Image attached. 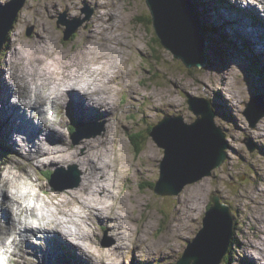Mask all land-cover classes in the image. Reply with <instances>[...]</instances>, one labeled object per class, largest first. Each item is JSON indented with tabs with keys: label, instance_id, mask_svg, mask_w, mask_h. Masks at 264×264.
Instances as JSON below:
<instances>
[{
	"label": "rangeland",
	"instance_id": "obj_1",
	"mask_svg": "<svg viewBox=\"0 0 264 264\" xmlns=\"http://www.w3.org/2000/svg\"><path fill=\"white\" fill-rule=\"evenodd\" d=\"M105 1L109 4L111 3L110 5L118 6V11L113 10L115 15H117V19H110L111 15L108 12L107 21L102 23L104 25H101V22L97 18L100 15L99 8L93 5L91 9H88L93 11L91 18L89 20L85 18L86 20H84L78 31L69 40H66L65 32L67 25L59 23V21H69L67 19L69 15V9L67 8L68 0H57L56 5L60 9L57 15H48L46 18L44 15L47 12L46 0H26L23 6V12L27 8L28 10L32 8L34 13H30L31 19L29 18L24 25L20 10L11 30L7 34V41L0 49V55L7 57L13 48L12 40L15 34H13V30L15 32L18 31L20 23L23 24V27L20 26L21 29L19 30L20 33L22 32L21 44L23 45L31 46L39 39L40 37H37V34H39L40 29L42 38L46 40H43L40 44H45L46 42L48 46L51 45L50 47L60 51L63 50L64 52V54H59V58L57 57L56 62L50 66L53 72L57 71L58 74H61L56 76L57 80L61 82L59 76L61 77L63 75L62 65L72 58L73 53H77L82 49H92L94 54H100L102 57L107 56V59L110 61L114 58L116 52L107 51L104 46H101L102 48L98 46L97 49L94 45H91L97 41V34L94 30L98 32L104 31V35L109 34L112 37H118L122 41H127V45L132 46V48L128 47L129 52L126 56H120V68L126 70L123 80L121 79L123 83L118 82L114 77L111 83L113 87L110 90L114 94V102L118 104L123 99L124 105L122 108H120V104L117 105L115 115L118 120L112 125H109L106 131V136L112 142L114 141L111 144L115 148V153H118L116 164H118L119 168V172L116 173H120L118 177L119 175V178L123 177L124 183L122 186L117 185L121 180L115 179L110 174L97 186V188L101 189V196L105 191L109 192L108 198L117 201L119 211L122 210L123 214L124 211H127L125 213L126 215L124 214L127 219L124 218L125 220L121 224L123 228H126L124 232L128 235L127 239L132 247L130 250L127 248L119 250L118 255L122 250H125V253L122 257H116L115 260V254L111 247L114 245V241L108 236V226L102 224L100 217H91L89 215L94 228V230L90 228L92 237L90 239L91 241H88L91 246L93 245L92 251L95 253L96 250L98 251V255L103 256L104 254V257L108 258L111 253L110 257L113 259L110 264L114 261L115 264H139L136 257L138 244L146 241L159 240V246L167 248V251L163 252L161 250L158 258L147 262V264H177L191 241H193L204 227L206 212L213 205L212 197L217 195L222 202L231 207L233 217L231 233L233 234V240L221 264H236L238 252L242 248H239L236 244H240V242L246 239L248 240L247 237H243V234L246 232L248 233L249 239L259 240L256 237V234L259 235L258 230L251 227V224H255L252 220L253 211L257 209L260 215L264 213V210L261 209L264 207V180L260 181L261 178H259L261 177L260 171L264 174V144L260 142L264 138V131L259 129L261 126L260 123L264 119H259L260 121L258 120V122L256 120V126L252 127L244 114L247 103L254 99L255 94L264 95V54L260 53L254 44L255 51L251 48L253 47L251 45L252 43H243L241 41L249 40L252 36L244 34L248 33L244 29L245 27H241L240 34L239 32H235L234 34V31L231 30L232 27L230 29L229 24L232 22L228 21L231 20L228 16L232 17V15L229 11H225V5L227 3H221L225 0H193V6L201 20L203 32L204 30L207 31L205 37L208 62L200 68H188L182 59L176 58L171 50L166 49L159 40H156L158 36L154 25L152 26L149 21V18L153 21V17L146 0ZM228 5L232 6L231 4H227V8ZM85 9H87V6ZM219 9L228 19L224 15L222 17L217 16ZM7 11H9L8 7L6 9L0 8V21L6 18L5 13ZM65 13L66 16H64ZM233 14L238 15L239 11L236 12V10H233ZM49 16L50 18H48ZM86 16L87 14L84 15V17ZM119 16L123 18L120 20L118 18ZM205 16L211 18L212 21L209 22ZM212 16H214V19ZM37 18H39V24H37ZM75 18L81 17L73 16L71 20ZM90 20L91 22H89ZM119 21L121 22L120 25L122 24L121 28H112L115 22L119 24ZM245 21L249 20L245 19ZM263 22V20H259V23ZM1 23L0 32H3L6 30L3 29L6 28V24L2 25ZM233 23L234 27L239 26L237 22ZM255 32L253 31L251 33L254 34ZM102 49L106 51V54L104 51L102 52ZM130 56H132V59L129 58ZM117 71L116 73H118ZM74 73H72V76ZM224 76L229 81L222 88L220 82ZM81 77L86 80L85 76H80V79ZM130 80L133 83L135 82L136 88L144 92V95L140 97V100L135 105L130 99V92H128L131 89L130 84H128L131 82ZM140 80L142 81L140 82ZM183 80H187V83L184 82V84H181ZM211 81L215 83L212 84ZM156 92H166L167 100L160 98V102L155 104L150 98ZM188 95L206 98V100L212 103V108L216 112V125L222 128L228 140V159L222 166L213 169L210 175H205L199 181L188 184L179 193H159L155 191V187L157 186V181L160 179L161 165L165 157V148L154 137V133L155 136L160 135L157 134L156 127H153L161 119H167L165 126L160 127L161 129L165 128V130H170L162 135L164 139L165 136L174 131V120L177 117L182 116L184 122L188 124L195 122L198 116L190 108ZM224 99L227 101H224ZM173 100L176 102L173 103ZM254 101L258 103L259 100L255 99ZM57 104L59 105L57 109L59 115L57 120L63 121V125L66 126L64 128L68 133V142L71 144L79 143V141L86 140L96 134L100 135L105 131L107 124L105 123V118L99 113L94 112L91 115V110H85L83 104L79 106L78 112L75 111L74 113L71 111V106L62 104V102ZM258 105L262 108L260 101ZM74 118L79 120V124L78 128L72 131L71 124ZM81 120L85 122L89 121L90 125L86 126L88 124ZM3 121V116L0 113V132L3 130L0 164L6 165V155L10 153V149L12 152L15 151L13 147L15 143H12V146L8 144L5 129L3 128ZM17 121H21L20 115L17 116ZM55 124L57 125L59 123L55 122ZM9 132H12V130H9ZM251 133H254V136H251ZM256 134L262 135L263 138H259ZM120 147L123 149L124 157ZM102 150H104V145ZM128 164L129 166H127ZM171 164L169 163V167ZM35 165L28 167L29 170L28 168H17L41 179L40 184L42 185V189L43 186L45 188L42 191L43 195L48 194L50 197L54 196L56 200L61 199V196L64 197V195H68L66 198L73 196V191L79 188L83 181V171L79 164L72 163L63 166V168H48L39 164ZM104 165L108 166L106 167L108 171H112L109 168L111 166L108 163V159ZM61 169H64L61 173L66 178L61 180L60 178L54 179V175L62 171ZM74 172L75 174L73 175ZM69 173L73 176H69ZM77 174L79 177H77ZM258 186L259 188L257 189ZM196 188L197 191L193 192ZM110 189L117 191L118 195L113 196L112 192L109 191ZM189 194L195 196L194 200H191ZM188 197L190 199L186 202ZM78 205L70 204L69 208L79 207L83 211L84 207ZM181 206L182 212L178 210V207L181 208ZM112 211H116V209L113 208ZM3 213L0 215V222L2 223H4L1 220ZM2 219L4 218L2 217ZM174 223L179 224L180 236L178 234L177 236H172L171 226ZM106 226L107 228H105ZM117 233H120V231L118 230ZM25 246H28V244L25 243ZM71 257L74 258V261L71 258L69 263L88 264L83 262L82 258L78 260L75 256ZM123 257H128V259H123ZM33 260L35 261L34 264H39L34 257ZM52 262H54L53 259ZM245 263L243 262V264Z\"/></svg>",
	"mask_w": 264,
	"mask_h": 264
},
{
	"label": "clouds",
	"instance_id": "obj_2",
	"mask_svg": "<svg viewBox=\"0 0 264 264\" xmlns=\"http://www.w3.org/2000/svg\"><path fill=\"white\" fill-rule=\"evenodd\" d=\"M12 3L13 0H0V8L6 9ZM97 3L102 4L104 0H68L69 30H71V17L80 16L83 19L84 15L87 14L85 7L87 6L88 10ZM229 3L234 8L251 9L261 20H264V0H229ZM46 4L45 18L48 15L56 16L60 10L54 7L57 0H46ZM21 15H23V8H21ZM39 22V18H37V24ZM14 33L15 30H13ZM123 42L127 43V41ZM128 52V49L116 48V54L110 61L94 54L91 49H82L73 53L72 58L62 65L63 75L60 79L68 80L86 107L104 111L109 106L108 95L113 87L108 81L114 78L120 67V56ZM58 55V50L46 43L34 42L29 47L16 42L8 56L0 59V79L10 86L13 93L8 97V102L18 105L24 117L41 129L40 134L31 140L23 132L12 135V140L15 141L13 146L15 152L33 164H36L39 159L41 139L45 138L51 131L45 121L49 117L55 116L59 107L56 103L54 89L59 88L65 94L69 92L68 87L56 82L57 78L50 67L56 62ZM109 67H111V71H109ZM73 72L77 75L86 74L87 83L78 82L76 77L72 76ZM252 119L254 122L264 119V114L256 112ZM260 142L264 144V140ZM85 187H87V181L82 183L80 189L73 193L79 198L84 210L81 211L77 207L72 208L71 211L78 212L82 217L91 213L92 216L100 217L102 220L112 217L111 222L108 223V236L114 241L115 248L130 250L132 245L127 239V234L123 231L121 222L116 219L117 214H119L117 201L108 198L109 192H104L101 196V189L97 188L95 184L91 185L87 193L82 191ZM109 191L112 192L113 196L118 195L117 191L111 189ZM45 204L46 201L40 191L39 181L35 176L19 170L14 164H0V213H3L4 210L9 212L12 221L17 226V240L23 239L41 250H48L49 240L58 236V239L63 242H70L69 247L80 245L76 249L77 254L86 256L87 247L81 244L77 237L69 234L65 229L57 228L50 218L37 210L44 207ZM113 208L116 211H112ZM64 211L68 212L69 209L65 208ZM258 227L260 240L251 238L244 240L243 247L239 250L236 258V264H243L246 259L255 262V264H264V223ZM118 230L120 231V238H117ZM159 245V240L138 244L136 257L139 264H147V262L157 259L161 250L167 251V248H162ZM10 252L11 249H9ZM86 258L88 257L86 256ZM9 259L10 256H0V264H9ZM123 259H128V257H123ZM198 259V257L192 256L189 258L188 264H197Z\"/></svg>",
	"mask_w": 264,
	"mask_h": 264
},
{
	"label": "bare ground",
	"instance_id": "obj_3",
	"mask_svg": "<svg viewBox=\"0 0 264 264\" xmlns=\"http://www.w3.org/2000/svg\"><path fill=\"white\" fill-rule=\"evenodd\" d=\"M112 2V0H110ZM222 1V0H221ZM37 2H40V1H37ZM42 3V2H40ZM221 3H227V4H230L229 3V0H225V1H222ZM111 4V3H110ZM107 1L104 0V3H97L95 4L98 8H99V12H100V15L97 16L98 20L101 22V25H104L102 24L103 22L107 21L106 18L108 17L109 13L111 15V18H116L117 19V15H115V13L113 12V10H119V8H117L115 5V7H113L112 5H110ZM227 4L225 5L226 8H225V11H229V13L232 15V17H229L228 18H231V20H228V21H231L232 23L229 24V27L231 30H233L234 34L235 32H239L240 34V29L241 27H245L244 29L248 32V33H244V34H249V35H252L249 40H241L243 41V43L245 42H248V43H252L251 45L254 47H256V49L260 52V53H263L264 54V22L263 23H259V20H261L257 14L251 10V9H247V12H245V9H240L238 7H235L234 6H229L228 5V8H227ZM34 5V4H33ZM45 5V4H43ZM37 6V5H36ZM39 7V6H37ZM54 7L58 8L57 5H54ZM63 7V6H62ZM63 8H66L65 6ZM68 8V7H67ZM103 8V9H102ZM125 8V6H124ZM37 9V8H36ZM40 9V7H39ZM59 9V8H58ZM69 9V8H68ZM41 10V9H40ZM44 10V9H43ZM233 10H236L239 11V14L236 15V14H233ZM84 11V10H83ZM34 13V10H32V8H30L28 10V8L23 12V19H22V22L23 24L27 22V20L30 18V13ZM46 12V11H44ZM109 12V13H108ZM43 13V12H42ZM37 14V13H35ZM41 14V13H40ZM66 14V13H65ZM93 14V11L92 13L90 14L89 12H87V16L84 17L86 18L87 20H89L91 18ZM116 14H118L116 12ZM121 14V13H119ZM256 14V15H255ZM225 16L224 13H222V11H220L219 9V14L217 16ZM233 15H235V17H233ZM34 17V16H33ZM39 17V16H37ZM43 17V16H42ZM44 18V17H43ZM50 18V16L48 17ZM120 20L121 18L123 17H118ZM207 20L210 22L212 21L211 18L209 17H206ZM212 18L214 19V16H212ZM226 19H228L226 16H225ZM31 19V18H30ZM34 19V18H33ZM245 19H248L249 21H245ZM41 20V18H40ZM31 21V20H30ZM49 21V20H48ZM117 21V20H116ZM264 21V20H263ZM91 22V20L89 21ZM233 22H237L239 24V26L237 27H234V23ZM29 23V21H28ZM120 21H119V24L118 22H115V24L112 26V28H117V27H120L121 28V25H120ZM23 24L20 23L19 27H18V31L15 32L14 36H13V40H12V43L14 45V43L16 42H19L21 43V34L22 32L20 33V29L21 27H23ZM89 24V23H88ZM216 24V23H215ZM25 25V24H24ZM124 25V24H123ZM21 26V27H20ZM44 26V25H43ZM125 27V26H124ZM126 28V27H125ZM251 28V29H250ZM228 29V28H227ZM115 30V29H114ZM122 30H124L122 28ZM95 33L97 34V41L92 43L91 45H94L95 48L98 49V46H104L105 49L107 51H113L116 52V48H119V49H128V47L132 48L131 45H127V43H124L120 38L118 37H112L111 35H104L103 32L104 31H100L98 32L97 30H94ZM119 31V30H118ZM125 31V30H124ZM253 31H256L254 34H252L251 32ZM122 32V31H121ZM41 33V30L39 29V34H37V37H40L39 39H37L35 42L37 43H42V41H46L44 38H42V33ZM123 33V32H122ZM100 35V36H99ZM129 35V34H127ZM99 36V37H98ZM44 37V36H43ZM123 38V37H122ZM7 41V38L5 40V42ZM125 41V40H124ZM238 42V41H237ZM46 43V42H45ZM236 44V43H235ZM254 44V45H253ZM57 45V44H55ZM54 45V46H55ZM30 46V45H29ZM32 46V45H31ZM51 46V45H50ZM220 47V46H219ZM252 48V50L255 49V47ZM102 48V47H101ZM100 49V48H99ZM58 50V49H57ZM92 50V49H91ZM68 51V50H67ZM100 51V50H99ZM104 50L102 49V52ZM255 51V50H254ZM59 54H64L63 50L60 51L58 50ZM101 52V51H100ZM94 53V52H93ZM104 53L106 54V51H104ZM67 54V53H66ZM65 54V55H66ZM96 54V53H95ZM103 54V53H102ZM111 54V53H109ZM127 53H124L123 55H121V57H124L126 56ZM262 54V55H263ZM98 55V54H97ZM100 56V54H99ZM129 56V55H128ZM264 56V55H263ZM105 59H107L108 57L107 56H103ZM132 56H130L129 58H131ZM5 57H2L0 55V59H3ZM59 58V57H58ZM57 58V59H58ZM128 58V57H127ZM132 59V58H131ZM129 60V59H128ZM132 61V60H131ZM66 63V62H65ZM133 63V62H132ZM114 66V65H113ZM134 66V64H133ZM124 67V66H123ZM120 68V67H119ZM135 68V67H134ZM131 69V68H130ZM132 70V69H131ZM109 71H111V67H109ZM53 72V71H52ZM118 73H115L114 77L116 78V80L120 83H123V77H124V74L126 72L125 69H122L120 68V70L118 69L117 71ZM132 72V71H131ZM134 73V72H133ZM217 74H219L217 71H216ZM53 74L55 75V77L57 75H61V74H58L57 71L56 72H53ZM106 75V73H104ZM74 77H76L77 81L82 83V84H86L87 83V79L84 80L80 79V76H85L86 77V74H80V75H77V73H74L73 75ZM60 78V76H59ZM58 78V79H59ZM221 78V77H220ZM122 79V80H121ZM61 80L58 81L56 79V82L58 84H63L64 86L68 87L69 88V92L67 94L61 92L59 90V88L57 89H54V94L56 95V103H59V102H62V104H70L71 106V109L73 111H77L78 112V109H79V103L81 101V103L83 104L85 110H88L90 109L91 110V115L94 114V112L96 113H99L102 117L105 118V123L107 124L106 128H105V131L98 135H93V136H90V138L86 139V140H82V141H79V143H75V144H71L70 142H68V133L66 131V129L63 125V121H58L57 119H54V118H48L45 122L46 124L49 126V128L51 129V131L48 132V134L46 135L45 138L41 139V142H40V152H39V159L37 160V163L36 164H39L43 167H48V168H57V167H60V168H63V166L65 165H69V164H79L80 167L82 168V171H83V181L81 182L84 183L85 181H87V187H85L84 189H82V191H84L85 193L88 192V189L91 187V185L95 184L96 187L99 185L100 182H103V179H105L108 175H112L113 177H115V179L117 180H121L119 182V184L117 185H123L124 183V178H119L118 177V174L120 173H116V172H119V168H118V164H116V161L118 159V153H115V148L114 146L111 144L113 143L112 140H110L107 136H106V131L108 130L107 127L109 125H112L113 123H115L118 119L115 115V111L117 109V105L120 104V108H122V106L124 105V101L123 99H121L119 101L118 104H116L114 102V94L109 93L108 95V103H109V106L106 110L104 111H100V110H97V109H92L90 107H86L82 98L75 92V90L71 87V84L68 82L67 79H59ZM114 80L113 79H110L108 81L109 84L112 83V81ZM125 80V79H124ZM131 81V80H130ZM142 80H140L141 82ZM228 78H226L225 76L222 77L221 79V82H220V86L223 88V85L224 84H228ZM179 83V81H177ZM187 83V80H183V82L181 84H184ZM211 83H215L214 81H211ZM129 86L131 87L130 91V99L131 101L133 102V104L135 105L139 100H140V97H142L144 95V92L138 88H136V85H135V82L133 83V81H131ZM210 84V83H209ZM112 85V84H111ZM119 85V84H118ZM111 90V89H110ZM226 90V89H225ZM119 93V91H118ZM13 94L12 93V90L10 88V86L8 84H6L5 82H3L2 79H0V113L2 114L3 116V128L5 129V135L7 136V141H8V144L12 146V143H15V141L12 140V135L13 133H20V132H23L25 133L29 139H33L35 138L36 136H38L41 132V129L37 126H34L32 121L31 120H28L24 117L23 113H22V110L19 108L18 105H13V104H10L8 102V97ZM120 95V94H119ZM160 98L164 99V100H167V95H166V92H156V94L151 97L150 99L156 104L158 102H160ZM230 98V97H229ZM233 98V97H232ZM228 99V98H227ZM229 100V99H228ZM224 101H227L226 99H224ZM232 101V100H231ZM176 101L173 100V103H175ZM232 107L233 105L230 104ZM236 105V104H235ZM124 108V107H123ZM126 109V108H125ZM236 109V108H235ZM71 113V112H70ZM20 115L21 116V121L18 122L17 121V116ZM59 116V115H58ZM94 117V116H93ZM53 121V122H52ZM57 121L59 124H55L54 122ZM167 121V119H161V121H159L158 124H156L154 127H161L164 125V123ZM89 122V121H88ZM242 125V124H241ZM260 127L259 129L260 130H263L264 131V121H261L260 123ZM100 127V126H99ZM118 129V128H117ZM9 130H12V132H9ZM173 130V129H172ZM254 136V133L252 134L251 133V136ZM259 136V138H263L262 135L260 134H256ZM106 136V137H105ZM104 137V138H103ZM6 138V137H5ZM115 138V137H114ZM2 139V136L0 134V140ZM109 140V141H108ZM264 140V138H263ZM103 143V144H102ZM126 144V143H124ZM103 145H104V150H102L103 148ZM115 145V144H114ZM112 147V148H111ZM123 147V146H122ZM121 148V147H120ZM10 149V147H9ZM122 149V148H121ZM120 149V150H121ZM15 152V151H14ZM11 151L10 149V153H8L6 155V158H5V164L6 165H9V164H14L16 167H19L20 169H26L28 167H31V166H34L35 164H33L30 160H25L23 158H21L16 152L14 153ZM122 152H123V149H122ZM150 154V153H149ZM107 155V157H106ZM121 155V154H120ZM128 155V154H127ZM152 155V154H151ZM129 156V155H128ZM123 157H124V152H123ZM127 158V157H126ZM108 159V163H110V170L112 171H108L106 169V167L108 166H105L107 164L104 165V163L107 161ZM123 159V158H122ZM3 161V160H2ZM129 161V160H128ZM96 163V164H95ZM129 163V162H128ZM133 163V162H132ZM139 163V162H138ZM124 164V163H123ZM36 166V165H35ZM129 166V164L127 165ZM126 166V167H127ZM80 168V169H81ZM123 168H124V165H123ZM122 168V170H123ZM264 168V167H263ZM32 169V168H31ZM29 170V168H28ZM33 170V169H32ZM60 170V169H59ZM62 171H60L59 173H56L54 175V179H58L60 178L61 179H65L66 176H64L61 172L64 171V169H61ZM121 170V171H122ZM263 170V169H262ZM39 171V170H37ZM81 171V170H80ZM124 171H125V168H124ZM115 172V173H114ZM261 177L260 181L261 180H264V174L260 171L259 172ZM30 174V173H29ZM75 174V172L73 173V175ZM81 174V173H80ZM71 175V173H69V176H73ZM77 177L78 174H77ZM112 177V178H113ZM82 178V177H81ZM37 180L39 181V187H40V191L41 193H43L42 191L45 190L44 186H43V189H42V185L40 184V180L41 179H38ZM116 180V181H117ZM259 181V182H260ZM113 182V181H112ZM45 183V182H44ZM102 184V183H101ZM256 184V183H255ZM125 185V184H124ZM81 186V185H80ZM80 186L79 188L77 189H80ZM113 186V185H112ZM78 187V186H77ZM108 187V186H107ZM110 187V186H109ZM115 187V186H114ZM201 187V186H200ZM256 187V186H255ZM259 188V186L257 187V189ZM76 189V190H77ZM104 189V188H102ZM109 189V188H108ZM199 189V187H198ZM74 190L73 193L76 191ZM107 190V189H106ZM156 191V190H155ZM197 191V188L196 190L193 192H196ZM47 192V191H46ZM57 192V191H56ZM60 192V191H59ZM106 192V191H105ZM252 192V191H251ZM53 193V192H52ZM61 194V193H60ZM102 194V193H101ZM111 194V193H110ZM55 195V194H54ZM190 195V194H189ZM68 196V195H67ZM67 196L64 195V197L61 196V199H54V196L50 197V195L46 194V195H43V197L45 198V201H46V204L44 207L42 208H39L37 209L38 211L42 212L46 217L50 218L55 224H56V227L57 228H62V229H65L69 234L71 235H74L75 237H77L80 241H81V244L85 245L87 247V253H86V256L88 258H86L85 255H79V254H76L78 257H81L83 259V262H86L88 264H110L112 262V257L111 256V253L109 255V258L108 257H104V254L103 256L102 255H98V251L95 250V253L92 251V246L91 244H89V242L91 241V237H92V234H91V231H90V228L91 230H94L93 228V224L91 223L90 220H92L89 215L92 217L91 213H89L86 217H82L78 212H73L71 211L72 208H69L70 204H79L81 205L80 207H82L83 205L80 203V200L77 196L73 195L71 197H68L66 198ZM60 197V196H59ZM194 197L195 196H191L190 195V198L191 200H194ZM58 198V197H57ZM189 197L186 199V202L189 201L190 199ZM184 201V200H183ZM260 202V201H259ZM78 205V206H79ZM68 206V207H67ZM75 206V205H74ZM76 207V206H75ZM84 207V206H83ZM238 207V205H237ZM255 207V206H254ZM65 208H68L69 211L68 212H65L64 209ZM187 208H189L187 206ZM182 206L181 208L178 207V210L182 212ZM261 209L264 210V207H262ZM83 210V209H82ZM125 210V209H124ZM253 215H252V220L255 222V224H251V227L253 228H256V230H258V233H259V225L261 223H264V213L263 214H259L258 213V210L256 209L255 211H253ZM127 213V211H124V214ZM244 213V211H243ZM2 213H0L1 215ZM123 214V211L120 210L119 211V214H117L116 216V219H118L120 222L123 223V220H125L124 218L125 215ZM2 217L4 219H2ZM128 217V216H127ZM176 218V217H175ZM245 218V217H244ZM101 219V218H100ZM111 219L112 217H109L107 218V220H102V224L104 225H107L108 226V223L111 222ZM127 219V218H126ZM237 219V218H236ZM241 219V218H240ZM1 220L4 221V223L0 222V244H5V246L8 247V252L9 253V249L12 250V247L15 246V249H13L12 251V255L15 256V257H10V260H9V264H34V260H33V257H36L37 259V263L39 264H63L62 262L61 263H56V262H52V259H57V258H62L64 257V254L63 253H60L59 254V249L58 248H61V247H64V248H70L72 250V248H79L80 245H71L69 247V243H65L61 240L58 239V236L57 237H53L52 239L49 240V248L51 250H41L39 249L37 246H34L31 242H27L28 243V246H25V243L26 241H24L23 239H20L21 241H18L16 238L13 239L11 241V243H9V241L7 242V235L14 229H17V226L16 224L12 221L11 217H10V214L7 210L4 211L3 215L1 216ZM79 221V223H78ZM88 221H90L88 223ZM127 221V220H126ZM182 221V219H181ZM125 223V222H124ZM126 225V224H125ZM107 226L105 228H107ZM127 227V226H125ZM109 228V227H108ZM126 228H123V231H125ZM74 230V231H73ZM107 230V229H106ZM240 230V229H239ZM242 230V229H241ZM118 232V231H117ZM127 232V231H126ZM171 232H172V236L175 235L177 236H180L181 235V232H180V229H179V224H172L171 226ZM250 233V232H249ZM59 234V233H57ZM17 235V233H16ZM22 236V234H20ZM250 235V234H249ZM128 236V235H127ZM184 237V236H183ZM243 237H247L249 239V236H248V233H244L243 234ZM256 237L260 240V235H257L256 234ZM117 238H120V233H117ZM93 239V238H92ZM179 239V238H178ZM252 239V238H251ZM236 240V239H235ZM243 240V239H242ZM247 240V239H246ZM89 241V242H88ZM7 242V244H6ZM179 242V241H177ZM12 244H14V246H12ZM178 244V243H177ZM236 244V243H235ZM239 248L240 247H243V241L240 242V244H236ZM173 246V245H171ZM170 246V247H171ZM113 248V253L115 254V260H116V257H122L123 254L125 253V250H122L120 252V254L118 255L119 253V250L123 249V248H115L114 245L111 246ZM237 247V248H238ZM173 248V247H172ZM229 248H230V244H229V247H228V251H229ZM238 248V249H239ZM234 249V248H233ZM236 249V248H235ZM103 252V251H102ZM109 252V251H108ZM164 252V251H163ZM175 252V251H174ZM172 253V251H171ZM17 256V257H16ZM111 259V261H110ZM68 260V258H67ZM246 261V263H245ZM244 261L245 264H255V262H251V261H248L247 259ZM112 264H115V261L112 263Z\"/></svg>",
	"mask_w": 264,
	"mask_h": 264
},
{
	"label": "water",
	"instance_id": "obj_4",
	"mask_svg": "<svg viewBox=\"0 0 264 264\" xmlns=\"http://www.w3.org/2000/svg\"><path fill=\"white\" fill-rule=\"evenodd\" d=\"M146 1L162 45L171 50L176 58L182 59L188 68H200L207 64L206 37L199 15L193 6V0ZM25 2L26 0H13L8 6L9 11L5 13L6 18L0 21L2 25L6 24V28H3L6 30L0 32V49L4 46L7 34ZM88 12L92 13L90 10ZM84 20L86 19L71 20V30L68 27L69 21H59L67 25L66 40L78 31ZM255 99L261 102L262 108L258 105L259 101L258 103L254 101ZM188 100L191 110L198 116L195 122L188 124L184 122L182 116H179L174 120V131L164 139L162 135L170 131L169 129L156 127L160 136H155L154 133V137L165 148L160 179L155 187L159 193H179L188 184L210 175L213 169L222 166L228 159V140L222 128L216 125V112L212 108V103L205 98L192 95H188ZM256 112L264 114L263 94H255L254 99L247 103L244 114L252 127L256 126V121L253 122L252 119ZM165 124L166 122L163 126ZM169 163H172L170 167ZM212 201L213 205L204 217V227L191 241L177 264H188L192 256L199 258L197 264H221L228 253L232 239L231 207L222 202L217 195L212 197Z\"/></svg>",
	"mask_w": 264,
	"mask_h": 264
},
{
	"label": "trees",
	"instance_id": "obj_5",
	"mask_svg": "<svg viewBox=\"0 0 264 264\" xmlns=\"http://www.w3.org/2000/svg\"><path fill=\"white\" fill-rule=\"evenodd\" d=\"M197 1V0H196ZM149 21L151 22V25L153 26V21L152 20H150V18H149ZM207 31L206 30H204V34L206 33ZM157 37V36H156ZM156 40L158 41H160V43H161V40L157 37L156 38ZM134 143V142H133ZM134 146H135V144H134ZM136 149H137V147H136ZM137 151H138V149H137Z\"/></svg>",
	"mask_w": 264,
	"mask_h": 264
}]
</instances>
